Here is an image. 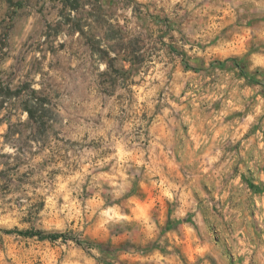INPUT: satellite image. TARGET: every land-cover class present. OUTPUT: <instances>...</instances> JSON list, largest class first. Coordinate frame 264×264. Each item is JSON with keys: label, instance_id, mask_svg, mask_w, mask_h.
Returning a JSON list of instances; mask_svg holds the SVG:
<instances>
[{"label": "rangeland", "instance_id": "obj_1", "mask_svg": "<svg viewBox=\"0 0 264 264\" xmlns=\"http://www.w3.org/2000/svg\"><path fill=\"white\" fill-rule=\"evenodd\" d=\"M0 264H264V0H0Z\"/></svg>", "mask_w": 264, "mask_h": 264}, {"label": "trees", "instance_id": "obj_2", "mask_svg": "<svg viewBox=\"0 0 264 264\" xmlns=\"http://www.w3.org/2000/svg\"><path fill=\"white\" fill-rule=\"evenodd\" d=\"M50 237L53 239H57L59 237V234H51Z\"/></svg>", "mask_w": 264, "mask_h": 264}]
</instances>
